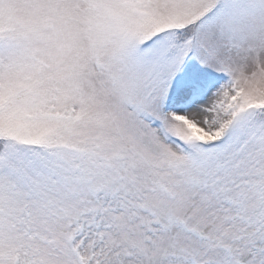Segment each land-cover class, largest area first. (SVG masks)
<instances>
[{
  "label": "snow or ice",
  "instance_id": "snow-or-ice-1",
  "mask_svg": "<svg viewBox=\"0 0 264 264\" xmlns=\"http://www.w3.org/2000/svg\"><path fill=\"white\" fill-rule=\"evenodd\" d=\"M0 264H264V0H0Z\"/></svg>",
  "mask_w": 264,
  "mask_h": 264
}]
</instances>
